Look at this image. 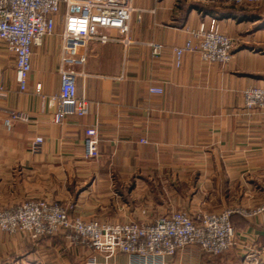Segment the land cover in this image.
Returning <instances> with one entry per match:
<instances>
[{
    "label": "crops",
    "instance_id": "1",
    "mask_svg": "<svg viewBox=\"0 0 264 264\" xmlns=\"http://www.w3.org/2000/svg\"><path fill=\"white\" fill-rule=\"evenodd\" d=\"M131 4L130 43L91 41L82 50L86 62L75 67L76 84L89 108L80 117L54 119L61 16L55 33L33 47L26 91L19 89L13 54L0 42V85L6 91L0 98V208L47 197L73 216L123 223L177 210L196 218L264 203V110H247L243 102L245 88L264 86V15L191 0ZM211 18L234 40L231 61L207 63L198 50H189L177 66L174 48L193 40L192 32ZM106 32L119 37L117 30ZM153 44L162 46L158 54ZM152 86L163 92H150ZM16 111L27 119L9 128L6 120ZM88 127L99 131L96 159L84 156ZM37 137L43 140L35 151ZM232 221L236 244L226 254L213 259L188 245L164 263L264 264V211L236 213ZM62 241L44 238L17 259L46 264L38 248ZM26 242L17 236L9 248ZM77 253L87 261L100 258L90 249L59 257L67 264L81 258ZM102 260L129 264L131 258L119 253Z\"/></svg>",
    "mask_w": 264,
    "mask_h": 264
},
{
    "label": "built area",
    "instance_id": "2",
    "mask_svg": "<svg viewBox=\"0 0 264 264\" xmlns=\"http://www.w3.org/2000/svg\"><path fill=\"white\" fill-rule=\"evenodd\" d=\"M200 3L225 2L244 5L259 0H192ZM63 9V11H62ZM135 8L131 0H0V42L14 56L15 71L20 91H26L32 70L33 47L40 45L45 36L55 33L57 18L62 17V45L58 70L60 89L51 99L56 102L54 119L62 122L70 116H83L88 112V102L77 90L75 70L86 62L82 50L90 43L121 40L130 43V20ZM117 30L119 37L106 31ZM184 46L175 47L176 64L180 66L185 51L198 50L207 63L227 64L233 57L234 40L222 33L218 19L201 23L192 32ZM197 44L195 43V41ZM158 54L162 46L153 44ZM40 85L37 86L39 91ZM152 93H162V88L149 87ZM6 96L0 85V98ZM247 110H264V86H250L243 90ZM27 119L20 111L11 112L6 120L10 128L15 120ZM42 137H37L33 149L38 151ZM145 141V140H142ZM100 155L97 127L85 129L84 156L96 159ZM264 211V203L257 208H227L221 212H201L196 218L186 210L160 214L148 221L129 220L123 223L85 220L73 216L59 202L26 200L0 210V230L23 232L32 239L43 236H64L70 245L86 246L106 259L122 253L130 256L129 264H165L188 245H197L209 255L228 252L236 244L232 218L236 213L252 216ZM87 264H98L95 258Z\"/></svg>",
    "mask_w": 264,
    "mask_h": 264
},
{
    "label": "rangeland",
    "instance_id": "3",
    "mask_svg": "<svg viewBox=\"0 0 264 264\" xmlns=\"http://www.w3.org/2000/svg\"><path fill=\"white\" fill-rule=\"evenodd\" d=\"M262 3H263V0H259L256 3H248V4H244V5H238V7L242 6V7H245L249 11H253L255 13L257 12L259 14L264 15V5H262ZM206 4L220 5L221 7L222 6L237 5V4H227L225 2H219V1L218 2H210V3H206ZM28 200H32V199H28ZM33 200H49V201L56 202V199H49L47 197L43 198V199H33ZM3 208H6V207H3ZM3 208H0V210ZM17 236L23 238V240H25V241H28V242H26L27 244L24 245L22 248L20 246H16L15 248L13 247L14 249L9 248L11 241ZM53 237H57L59 239H62L63 241L59 242L58 244L53 243L50 245H44V246L42 245L43 247L38 248V249H40L41 258L46 261V264H48V263L49 264H65L63 261H61V258L59 256L70 258V256L73 255V252H75V250L78 251L79 249H81L83 251V253H85V252L87 253L89 250L88 247H86V246L70 245L66 241L65 237L60 236V235L59 236L58 235L57 236L56 235L43 236V237L38 238V239H32L27 234H25L23 232L9 233V232L0 230V264H31L30 262H27V261L20 262L19 259H17V255L19 256V254L25 253L26 250L32 249L33 247L35 248L36 247L35 244L39 243L44 238H53ZM11 238H13V239L11 240ZM226 253H224V254H226ZM79 254H78V256H81ZM207 255H208V257L213 258V259L220 256V255L212 256L209 254H207ZM221 255H223V254H221ZM98 256L100 258L96 259L97 263L98 264H104V261L102 260L104 258V256L101 254H99ZM101 257H102V259H101ZM87 263H88V261L85 258H82V256H81V258L79 257L76 259L71 258L70 261L67 262V264H87Z\"/></svg>",
    "mask_w": 264,
    "mask_h": 264
},
{
    "label": "trees",
    "instance_id": "4",
    "mask_svg": "<svg viewBox=\"0 0 264 264\" xmlns=\"http://www.w3.org/2000/svg\"><path fill=\"white\" fill-rule=\"evenodd\" d=\"M230 7H233V6H230Z\"/></svg>",
    "mask_w": 264,
    "mask_h": 264
}]
</instances>
